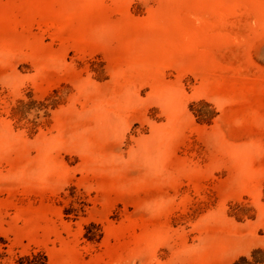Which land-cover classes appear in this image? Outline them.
<instances>
[{
  "label": "rangeland",
  "instance_id": "374dc122",
  "mask_svg": "<svg viewBox=\"0 0 264 264\" xmlns=\"http://www.w3.org/2000/svg\"><path fill=\"white\" fill-rule=\"evenodd\" d=\"M0 264H264V0H0Z\"/></svg>",
  "mask_w": 264,
  "mask_h": 264
}]
</instances>
